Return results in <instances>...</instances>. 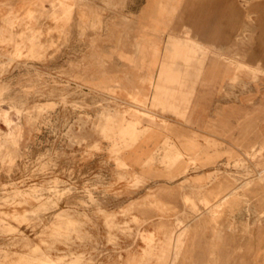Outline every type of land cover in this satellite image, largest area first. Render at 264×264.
Masks as SVG:
<instances>
[{
    "label": "rangeland",
    "instance_id": "obj_1",
    "mask_svg": "<svg viewBox=\"0 0 264 264\" xmlns=\"http://www.w3.org/2000/svg\"><path fill=\"white\" fill-rule=\"evenodd\" d=\"M221 2L0 0V264H264V0ZM188 67L226 143L165 139L150 187L123 151Z\"/></svg>",
    "mask_w": 264,
    "mask_h": 264
},
{
    "label": "crops",
    "instance_id": "obj_2",
    "mask_svg": "<svg viewBox=\"0 0 264 264\" xmlns=\"http://www.w3.org/2000/svg\"><path fill=\"white\" fill-rule=\"evenodd\" d=\"M218 4L220 8L221 0H219ZM158 59L160 58L158 57ZM181 70L180 73H177L183 82L181 86L176 87L173 84H165V87L169 88L168 92L170 95H172V91L175 88H178L176 90L177 94L175 95V91L172 100L168 97L169 101H179L177 103L179 106L178 112H173L167 104L165 106L159 105L157 113L153 111L150 113L164 119L166 122L162 123L159 120L150 121L142 118L141 127L147 128L146 131L131 148L123 151L129 169L138 176L145 178L150 187L162 185L167 172L186 170L183 165L178 168L174 166L168 169L163 164L158 163L160 155H162L158 151L162 148L165 139L168 138L169 141L176 143L182 154L184 153L181 149V141L198 140L197 136L214 137L220 142L226 143V124L228 117H231L232 114L230 112L231 107L228 108L227 104L222 101H220L215 111L212 107L217 99L221 100V94L217 91L226 82V74L221 71H209L203 75L212 76L214 79L202 81L199 84L195 83L196 73L194 68L188 67ZM170 74L176 75V73ZM139 75L142 76V83H139L138 97L142 100H148V103L152 105L158 82L159 68H142V73ZM153 76V84L148 83ZM196 86L198 87V93H196ZM163 99V102H165L164 97ZM237 108L235 106V118L238 113ZM216 127L218 129L217 132L215 131ZM160 201L163 202L161 198Z\"/></svg>",
    "mask_w": 264,
    "mask_h": 264
},
{
    "label": "bare ground",
    "instance_id": "obj_3",
    "mask_svg": "<svg viewBox=\"0 0 264 264\" xmlns=\"http://www.w3.org/2000/svg\"><path fill=\"white\" fill-rule=\"evenodd\" d=\"M166 48V47H165ZM167 50V49H166ZM157 53H158V51H157ZM158 55V54H157Z\"/></svg>",
    "mask_w": 264,
    "mask_h": 264
}]
</instances>
